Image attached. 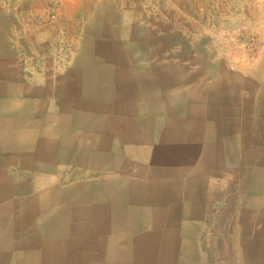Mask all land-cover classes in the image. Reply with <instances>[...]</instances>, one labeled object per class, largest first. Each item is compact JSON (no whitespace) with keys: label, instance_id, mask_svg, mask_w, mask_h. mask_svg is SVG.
Wrapping results in <instances>:
<instances>
[{"label":"crops","instance_id":"crops-1","mask_svg":"<svg viewBox=\"0 0 264 264\" xmlns=\"http://www.w3.org/2000/svg\"><path fill=\"white\" fill-rule=\"evenodd\" d=\"M2 7L0 264H155L160 254L145 249L160 239L141 235L158 208L190 222L172 240L179 264L193 263L194 244L214 264L230 239L264 262V222L247 213L264 216V175L239 172L264 168V55L211 61L200 45L189 55L192 44L174 33L165 45L82 34L73 52L43 23L9 39ZM179 41L183 60L154 59ZM254 180L255 191L243 186ZM236 226H245L239 236ZM130 229L137 239L123 236ZM130 243L137 252H125Z\"/></svg>","mask_w":264,"mask_h":264},{"label":"rangeland","instance_id":"rangeland-1","mask_svg":"<svg viewBox=\"0 0 264 264\" xmlns=\"http://www.w3.org/2000/svg\"><path fill=\"white\" fill-rule=\"evenodd\" d=\"M1 4L13 33L9 39L34 35L43 23L45 31L58 30L62 44L73 52L81 50L78 43L100 7V20L106 24L125 13L130 21L143 14L141 23L153 36H163V45L170 44L168 38L174 33L192 44L191 56H197V45L211 61L234 62L264 55V0H0ZM110 37V43L119 42L114 39L117 35ZM171 49L175 54L164 50L154 59L170 61L179 54L178 59L183 60L180 41Z\"/></svg>","mask_w":264,"mask_h":264},{"label":"bare ground","instance_id":"bare-ground-1","mask_svg":"<svg viewBox=\"0 0 264 264\" xmlns=\"http://www.w3.org/2000/svg\"><path fill=\"white\" fill-rule=\"evenodd\" d=\"M97 11L96 13H94L93 15V18H91V20L89 21L88 25L86 26V33L87 34H92V33H95V34H104V36H106L107 38H105L104 40L106 39H109L112 38L110 36L112 35H117V38H114L116 40H118L119 42L118 43H110L109 41V44L110 45H122V43L120 42L124 37L128 36V34H135V35H138V36H146V38L148 39L149 42H151L152 40H150L151 38H155L153 40H156V42L160 41L162 42V44L164 43L162 41L163 39V36L162 37H155V36H152V31L151 29L148 27H145L143 26V24L141 23L140 19H142L143 17V14H139L141 16H136L134 19H132V21H130V17L127 13H125L124 15L122 14L120 18H118V21H116L114 18H111L109 19L111 21V24L114 23V25H111L110 23L109 24H106L104 23L103 21L100 20V16H102V12L100 7L96 8ZM138 14V13H137ZM116 22H118L117 24H115ZM142 34V35H141ZM109 36V37H108ZM97 37V36H96ZM132 37V36H131ZM141 37V38H142ZM58 38V37H57ZM175 38V35H171L169 36L168 38V43H171L172 42V39ZM140 39V37H139ZM99 41L101 44H105L106 45V42H103L102 41V38H99ZM129 40V39H128ZM127 42V41H126ZM81 43V42H80ZM188 43V42H187ZM42 44V43H41ZM80 45V44H79ZM128 46V45H127ZM133 46V45H131ZM148 46V45H147ZM100 47V46H99ZM129 48V47H127ZM61 49V48H60ZM130 49V48H129ZM149 49V48H148ZM153 51V49H151ZM151 51V52H152ZM143 53V52H142ZM125 55V54H124ZM136 55V54H135ZM150 56V55H149ZM141 58V57H140ZM150 58V57H149ZM144 58H142L143 60ZM139 60V59H138ZM117 61V60H116ZM124 61V60H122ZM128 61V60H127ZM136 61V60H135ZM120 62V61H119ZM125 62V61H124ZM122 64V62H121ZM246 75V74H245ZM6 76V74H5ZM256 78V77H255ZM261 78V77H259ZM9 82V81H8ZM7 82V83H8ZM11 82V81H10ZM9 82V83H10ZM6 83V82H5ZM6 85V84H5ZM2 86L0 87V93H6L7 89L6 87L7 86ZM30 89V88H29ZM12 90V89H11ZM10 91V89H9ZM264 118V117H263ZM244 123V122H243ZM242 123V124H243ZM240 124V123H239ZM254 126H257L259 127L260 126V123H254L253 124ZM247 126V125H246ZM263 127V126H262ZM245 129V128H244ZM261 135V134H260ZM10 136V135H9ZM5 137V136H4ZM37 137V135H36ZM7 139V138H6ZM9 139V138H8ZM7 139V140H8ZM243 139V138H242ZM5 140V139H4ZM6 141V140H5ZM10 142V141H9ZM7 143V142H6ZM245 143V141H244ZM257 154V153H256ZM240 157V156H238ZM261 158V157H259ZM245 160V159H243ZM247 163V162H246ZM255 163V162H254ZM245 164V163H244ZM252 164H247L245 166H243L242 168V171H239V172H242L244 175H248L250 174L252 177L253 175L256 176V178L259 179V182L262 178V176L264 175V168H256L255 166H251ZM241 166V165H240ZM264 166V165H263ZM201 166L199 165H196L195 166V171L199 172L201 170L200 168ZM239 167V166H237ZM234 173V172H233ZM238 173V172H237ZM217 175V174H216ZM38 183H40L38 181ZM6 184V183H5ZM245 186V188H251L253 189V191H255L257 188H260V185L261 184H258V183H255V180H254V183L253 185L250 187L249 185H247V183L244 181L243 183ZM244 188V189H245ZM263 188V187H262ZM46 195V194H45ZM41 197V196H40ZM151 197H148V200H150ZM45 200V199H44ZM258 200V199H257ZM46 201H48L46 199ZM156 201L159 203L160 200H158V198H156ZM20 203V202H19ZM31 203V202H30ZM48 203V202H47ZM228 203V202H227ZM236 203V202H235ZM240 203V202H239ZM171 204V203H170ZM261 204V203H260ZM18 205V204H17ZM49 205V204H48ZM171 205H174V204H171ZM244 205V204H243ZM246 205V204H245ZM31 206V204H30ZM159 207H162L161 204L158 205ZM234 206V205H233ZM240 206V204H239ZM27 207V206H26ZM249 207H251V203L249 205ZM50 208V207H49ZM26 209V208H25ZM245 209V208H244ZM248 211L251 210V209H247ZM255 210V209H254ZM59 211V210H58ZM244 211V210H243ZM27 212V210H26ZM173 212V211H172ZM29 213V212H28ZM41 213V212H40ZM186 213V212H185ZM189 213H191V211H189ZM197 213V212H196ZM196 213H194V216H195V219H193V221H191V223L193 224L196 219H197V215ZM249 213V216L251 215V222L254 223L256 221H261L260 219L263 220L264 222V216H261L260 214H256L254 212H247ZM52 214V213H51ZM50 214V215H51ZM58 215V214H57ZM31 216V215H29ZM60 216V215H59ZM184 216V215H183ZM168 217H173L172 219L171 218H168ZM238 217L239 215H237L236 217L234 218H231L232 221L235 223V224H239L238 222ZM245 217V215H244ZM242 217V218H244ZM253 217V218H252ZM34 218V217H33ZM176 218V219H175ZM131 218L129 217V220L127 221L128 224H131L132 225V221L130 220ZM19 220V219H18ZM44 220V219H43ZM45 221V220H44ZM149 225H151L152 223L154 224V228L153 230H150L149 227L148 229H145L143 234L141 235V238L145 236V238H158L160 240H157V243L155 244H152L150 245L151 246V249H149V244H147V248L145 249V252L146 253H150V252H153L154 249L156 251V253H159L160 254V260L159 262L155 263V264H179L181 261L179 259H176V256L173 255L172 256V253H173V249H174V244H173V241L172 240H178V237H183L182 234H179L181 231L183 230H186V228L190 225V222L187 220V219H183V218H180V215L179 217L175 216V213H169V211H166V208H163V209H154L152 211H149L147 212L146 214V220H145ZM262 222V221H261ZM34 223V222H33ZM252 223H250L249 225H251ZM30 224V223H29ZM152 224V225H153ZM234 225V224H233ZM58 226V225H57ZM60 226V224H59ZM156 226V227H155ZM248 226V225H246ZM237 227V232H236V236H239L241 231L243 230L244 231V227L243 226L242 228L238 226ZM198 229V228H197ZM249 229V227H248ZM35 230V229H34ZM33 231V230H32ZM39 231V230H38ZM47 231V230H46ZM199 231V230H198ZM17 232V231H16ZM21 232V231H20ZM37 232V231H35ZM33 231V233H35ZM154 232L155 233H159L157 235H154ZM182 235V236H181ZM33 236V235H32ZM123 236L125 238L128 237V240H135L137 238H135L136 236L134 235V231L133 230H126V232H124ZM58 237V236H56ZM234 237V236H233ZM15 238V237H14ZM22 238H23V235H22ZM37 238V237H36ZM52 238V237H51ZM235 238V237H234ZM29 239V238H28ZM34 239V238H33ZM123 240V239H122ZM183 240H185V237L183 238ZM27 241V240H26ZM121 241V240H120ZM207 241V240H206ZM192 242V241H191ZM253 242V241H252ZM27 243V242H26ZM195 243V242H194ZM226 243V244H225ZM225 246H223L222 248V251L219 253L220 255H216L214 254L213 255V259L215 260V263L214 264H220V262H218V260L221 258V257H225V258H228L230 259L229 261V264H255V262H251L249 259V255L245 249V243H242L241 240H226L225 242ZM22 244V243H21ZM17 246V245H16ZM21 246V245H20ZM25 246V245H24ZM22 246V247H24ZM145 246V244H144ZM144 246H140V250H139V253H142V249ZM191 247V251H192V248L194 249L192 251V255H190V257H187V259H190L192 258V264H206L208 262V256L202 252H198V250L196 249L197 248V245L194 244V246H190ZM212 248H214V246H210ZM14 248V247H13ZM17 248V247H16ZM20 248V247H19ZM136 249L138 248H135V244L133 245V243H130L126 246V248L124 249L126 253H128L129 251H132V252H137ZM9 251V250H8ZM12 251V250H11ZM15 251V250H14ZM4 254V253H3ZM9 254V253H8ZM5 255V254H4ZM149 255V254H148ZM2 257V256H1ZM4 257V256H3ZM8 257V256H7ZM16 257V256H15ZM261 257V256H260ZM149 258V257H148ZM259 258V257H258ZM185 260V258H183ZM116 260V259H115ZM27 261V260H26ZM148 262H150L148 260ZM189 263V262H187ZM137 264H145L143 262V260H140L138 261ZM226 264V263H225ZM259 264H264V262H260Z\"/></svg>","mask_w":264,"mask_h":264}]
</instances>
